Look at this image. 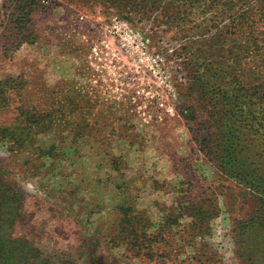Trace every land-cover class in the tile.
<instances>
[{
    "label": "rangeland",
    "instance_id": "obj_1",
    "mask_svg": "<svg viewBox=\"0 0 264 264\" xmlns=\"http://www.w3.org/2000/svg\"><path fill=\"white\" fill-rule=\"evenodd\" d=\"M52 1L0 0V264H264V0Z\"/></svg>",
    "mask_w": 264,
    "mask_h": 264
},
{
    "label": "built area",
    "instance_id": "obj_2",
    "mask_svg": "<svg viewBox=\"0 0 264 264\" xmlns=\"http://www.w3.org/2000/svg\"><path fill=\"white\" fill-rule=\"evenodd\" d=\"M36 3L38 8L42 10L43 12H48L51 9V5L53 3L52 0H32ZM85 17H81V20H84ZM105 17H99L98 21H105ZM96 22V21H94ZM102 28H104V32H101L102 38L105 39V37L113 36L118 37L124 42H130L131 39L137 40L138 45L142 47V49L147 48L150 45V38L148 36L143 35L140 31L134 28V26L125 20H121L120 17H114L111 21V24L102 25ZM106 42V41H105ZM107 44V43H106ZM108 47V45H106ZM138 47V46H137ZM150 63V68L154 69V67L158 66V61L156 59H147ZM144 62V60H142ZM163 106V104H162Z\"/></svg>",
    "mask_w": 264,
    "mask_h": 264
}]
</instances>
